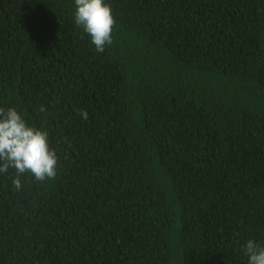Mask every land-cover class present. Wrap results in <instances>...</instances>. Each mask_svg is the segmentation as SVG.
<instances>
[{"label":"trees","instance_id":"obj_1","mask_svg":"<svg viewBox=\"0 0 264 264\" xmlns=\"http://www.w3.org/2000/svg\"><path fill=\"white\" fill-rule=\"evenodd\" d=\"M105 3L100 53L75 0H0V108L58 157L20 191L0 174V264H248L246 242L264 245V0Z\"/></svg>","mask_w":264,"mask_h":264},{"label":"clouds","instance_id":"obj_2","mask_svg":"<svg viewBox=\"0 0 264 264\" xmlns=\"http://www.w3.org/2000/svg\"><path fill=\"white\" fill-rule=\"evenodd\" d=\"M75 24L91 37L100 53L113 43L116 24L112 9L105 0H75ZM44 112L42 106L39 109ZM83 119L88 113H80ZM58 157L50 147L49 133L30 126L14 108H0V174L15 171L12 183L16 191L22 190L20 177L30 174L38 182L54 180L57 176ZM248 264H264V245L248 240L244 248Z\"/></svg>","mask_w":264,"mask_h":264}]
</instances>
